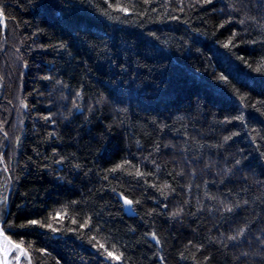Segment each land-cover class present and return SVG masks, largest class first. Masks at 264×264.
Wrapping results in <instances>:
<instances>
[{
	"label": "trees",
	"instance_id": "16d2710c",
	"mask_svg": "<svg viewBox=\"0 0 264 264\" xmlns=\"http://www.w3.org/2000/svg\"><path fill=\"white\" fill-rule=\"evenodd\" d=\"M0 225L12 264H264V0H0Z\"/></svg>",
	"mask_w": 264,
	"mask_h": 264
},
{
	"label": "water",
	"instance_id": "95a60500",
	"mask_svg": "<svg viewBox=\"0 0 264 264\" xmlns=\"http://www.w3.org/2000/svg\"><path fill=\"white\" fill-rule=\"evenodd\" d=\"M125 205L127 206V208L129 207V204L125 203ZM5 236H6L5 234L2 235L3 239ZM8 241L10 240L9 239L7 241L5 240V243H6L5 246L1 245V241H0V264H9V256L7 255L8 254L7 246L11 245V243H9Z\"/></svg>",
	"mask_w": 264,
	"mask_h": 264
},
{
	"label": "rangeland",
	"instance_id": "374dc122",
	"mask_svg": "<svg viewBox=\"0 0 264 264\" xmlns=\"http://www.w3.org/2000/svg\"><path fill=\"white\" fill-rule=\"evenodd\" d=\"M0 231H2V233L4 234V232H3V230H2V227H1V225H0ZM2 234V235H3ZM2 235L0 236V241H1V245H6V243H5V240L3 239V237H2ZM14 247V246H13ZM15 248V247H14ZM12 248H11V245H8L7 246V251H8V253H9V255H11L12 254ZM18 253V252H17ZM21 256V253H20V255L18 256H16L15 257V260H16V263L15 264H20V259H19V257ZM9 264H12V259L10 258L9 259Z\"/></svg>",
	"mask_w": 264,
	"mask_h": 264
},
{
	"label": "snow or ice",
	"instance_id": "6c2138e0",
	"mask_svg": "<svg viewBox=\"0 0 264 264\" xmlns=\"http://www.w3.org/2000/svg\"><path fill=\"white\" fill-rule=\"evenodd\" d=\"M125 203L131 205L132 201L126 200ZM33 223H35V221H33ZM2 234H3L2 231H0V235H2ZM4 239L7 241L8 240L7 236H5ZM8 242L11 243V241H8ZM15 247L19 248V245H15ZM108 255L111 256L112 253L111 252H108Z\"/></svg>",
	"mask_w": 264,
	"mask_h": 264
},
{
	"label": "bare ground",
	"instance_id": "6f19581e",
	"mask_svg": "<svg viewBox=\"0 0 264 264\" xmlns=\"http://www.w3.org/2000/svg\"><path fill=\"white\" fill-rule=\"evenodd\" d=\"M1 236V235H0ZM9 256V253L7 254Z\"/></svg>",
	"mask_w": 264,
	"mask_h": 264
}]
</instances>
